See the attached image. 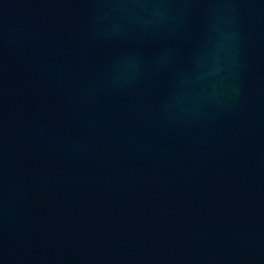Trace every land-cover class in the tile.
<instances>
[{
  "label": "water",
  "instance_id": "water-1",
  "mask_svg": "<svg viewBox=\"0 0 264 264\" xmlns=\"http://www.w3.org/2000/svg\"><path fill=\"white\" fill-rule=\"evenodd\" d=\"M0 264H264V0H0Z\"/></svg>",
  "mask_w": 264,
  "mask_h": 264
}]
</instances>
